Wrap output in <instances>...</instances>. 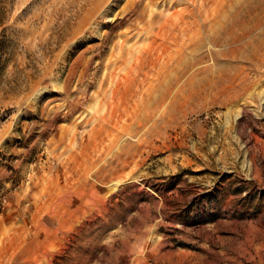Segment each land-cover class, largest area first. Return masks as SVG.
Wrapping results in <instances>:
<instances>
[{"label": "rangeland", "instance_id": "1", "mask_svg": "<svg viewBox=\"0 0 264 264\" xmlns=\"http://www.w3.org/2000/svg\"><path fill=\"white\" fill-rule=\"evenodd\" d=\"M0 264H264V0H0Z\"/></svg>", "mask_w": 264, "mask_h": 264}, {"label": "bare ground", "instance_id": "2", "mask_svg": "<svg viewBox=\"0 0 264 264\" xmlns=\"http://www.w3.org/2000/svg\"><path fill=\"white\" fill-rule=\"evenodd\" d=\"M253 12H254V7L253 6H250L246 10L247 15H249V16H251ZM243 13H244V11H243V9L241 7L240 10L235 15V18H234V21H233L234 23H231V25H229V26L226 25V24H224V25L220 24L219 27L216 28V30H215V31H217V33H214V29H210V32H212L213 35H214L213 39L214 40H217L218 38H222L224 40H227V39H229L231 37L232 40H233V37L232 36L234 35V37H235V35L237 34V31H239V29H240L239 28V26H240L239 23L242 22ZM236 18H237V20H236ZM250 19L251 20L253 19L252 16L250 17ZM243 34H244V32H243ZM257 48H258L257 45H253V49L254 50L257 49Z\"/></svg>", "mask_w": 264, "mask_h": 264}]
</instances>
